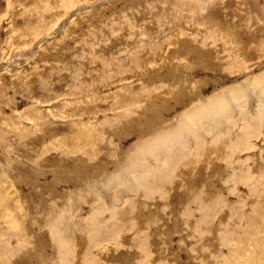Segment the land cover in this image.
<instances>
[{
	"label": "rangeland",
	"instance_id": "1",
	"mask_svg": "<svg viewBox=\"0 0 264 264\" xmlns=\"http://www.w3.org/2000/svg\"><path fill=\"white\" fill-rule=\"evenodd\" d=\"M0 264H264V0H0Z\"/></svg>",
	"mask_w": 264,
	"mask_h": 264
}]
</instances>
